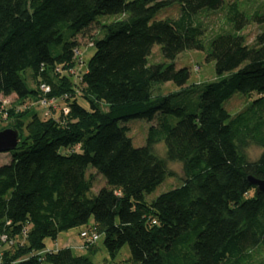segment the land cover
<instances>
[{
    "label": "trees",
    "instance_id": "1",
    "mask_svg": "<svg viewBox=\"0 0 264 264\" xmlns=\"http://www.w3.org/2000/svg\"><path fill=\"white\" fill-rule=\"evenodd\" d=\"M173 1L178 17L158 20ZM248 1L252 12L237 0H0V97H13L5 111L19 134L0 166V264H93L45 249L78 227L94 228L112 258L127 245L132 264H246L255 253L264 264V194L248 180H264V0ZM217 12L227 28L207 38L199 18ZM250 23L253 46L241 35ZM94 25L95 53L75 83L78 38ZM154 45L170 64L148 66ZM185 51L204 52L216 80L185 89L190 73L173 64ZM167 83L180 91L161 97ZM41 84L66 115L24 108ZM235 93L256 98L230 117L223 103ZM131 119L155 121L142 147L118 126ZM250 146L262 150L255 161ZM167 162L181 165V185L146 201ZM89 167L105 182L96 195Z\"/></svg>",
    "mask_w": 264,
    "mask_h": 264
},
{
    "label": "rangeland",
    "instance_id": "2",
    "mask_svg": "<svg viewBox=\"0 0 264 264\" xmlns=\"http://www.w3.org/2000/svg\"><path fill=\"white\" fill-rule=\"evenodd\" d=\"M227 2H232L234 0H226ZM240 1V9L244 11V8L246 7L249 11L252 12L254 6L256 4H253V2H249L248 0H237ZM253 1V0H252ZM256 3H258V0H254ZM242 2V3H241ZM207 13V11H202L201 14ZM179 15V4L176 1H173L169 6L162 9L156 16L158 20L167 19V18H177ZM102 19V20H101ZM116 19V17H98V20H101V22H112ZM199 21L207 28L206 37H211L213 34H216L221 29H226L227 26L224 23L223 14L221 12L213 13V14H207L203 15L199 18ZM99 26L94 25L91 27L89 33L86 37L79 36L78 41L80 44L81 49V64L76 68V71L80 73V71H84L87 68L88 62L91 59V57L95 53V49L93 47H90V36H98ZM259 32V28L256 25H253L250 23L248 26H246L243 31L241 32V35L244 37L246 44L249 46H253L255 42L256 35ZM80 57H78V60ZM78 62V61H77ZM147 64L148 66L156 65V64H170L169 62H166L162 56L161 49L158 45H154L151 49L150 55L147 57ZM175 69H181L186 68L188 69L190 73V78L188 82L185 85L186 88L195 87V85L198 84H205L208 82H212L216 80L215 73H214V63L213 62H206L205 61V53L204 52H197V51H185L181 53L177 58L173 61ZM244 66L241 65L239 67L242 68ZM21 76L23 80L25 81L28 88L32 89L33 85L31 83V73L29 70H26L25 72L21 73ZM75 83H76V77H71ZM78 81V80H77ZM180 91L179 88L173 86L170 83H167L160 88V96H168L170 94L176 93ZM256 98V95L252 94V96H245L240 93L233 94L229 99H227L223 103V108L226 110V112L230 115V117H233L240 111H242L244 108H246L254 99ZM13 97L11 102H13ZM59 101V99H58ZM60 103V101L58 102ZM79 103L85 107V104L82 101H79ZM32 108L36 111V113L43 118L45 116L46 110L42 107H39L36 104H32L27 102V104L24 106V108ZM53 114L54 116H58V113H51L49 111V115ZM177 120L175 118H170L171 123H175ZM10 120L7 118V116L0 115V129L4 128L7 129L10 126ZM155 125V121H146L142 119H131L126 122L120 121L118 123L119 127H126L128 129L127 136L130 138L132 146L134 148L142 147L146 144V139L148 135V130L151 126ZM3 129V130H4ZM262 150L256 146H250L247 149V156L250 161H255L260 156ZM154 153L161 159H165V147L163 144H157L154 146ZM11 156L9 153H1L0 154V166L6 165L10 162ZM167 169L170 174L169 177H167L151 194L146 195L145 199L146 201L150 202L154 199H156L158 196H160L163 193H166L170 191L171 189H174L176 187H179L183 181V173L181 165L174 162H167ZM88 176L92 177L93 181V188L91 190V194L96 195L98 190L104 186L105 182L104 179L97 175L93 169L90 167L88 168ZM93 225V219L90 218L88 221V226ZM86 227H78L71 229L69 231L61 233L55 241H51L50 239H47L45 241V249L48 250H58L65 245H67L69 242L73 241L77 244L79 249H73V255L74 256H88L90 257L93 264H132L129 261V248L127 245L121 248V250L117 253V255L112 258L108 251L105 249L103 245V237L100 235L99 240L90 246L89 248H92V252H89L88 248H86V245L84 244V241L80 239L79 234L85 230ZM94 229V228H93ZM95 230V229H94ZM96 231V230H95ZM81 248V249H80ZM1 251V249H0ZM254 253V252H253ZM261 254V252H259ZM261 255H259L260 257ZM258 257L254 256V260H251L250 262L246 264H257Z\"/></svg>",
    "mask_w": 264,
    "mask_h": 264
},
{
    "label": "built area",
    "instance_id": "3",
    "mask_svg": "<svg viewBox=\"0 0 264 264\" xmlns=\"http://www.w3.org/2000/svg\"><path fill=\"white\" fill-rule=\"evenodd\" d=\"M80 57V59L78 60V65L79 63L81 64V53H77V58ZM70 75H74L77 78L78 75V71L76 70H70L68 72ZM39 90L42 93V97L40 98V100L38 101V103H36V105H38L39 107H42L43 109L46 110L45 116H50L49 115V111L51 113H62L63 115H66L68 113V109L67 108H61L57 103L56 99L53 98H48L47 95L50 93V87L45 85V84H41ZM11 99L10 98H2L0 97V115L2 116H7L6 114V109L7 107L10 105ZM52 115V114H51ZM24 234V231H23ZM80 239H82L84 241V244L86 245V248L92 246L93 244H95L99 238H100V234H98L93 228L92 229H85L84 231H82L79 234ZM0 243H7V237L5 235L0 236Z\"/></svg>",
    "mask_w": 264,
    "mask_h": 264
},
{
    "label": "water",
    "instance_id": "4",
    "mask_svg": "<svg viewBox=\"0 0 264 264\" xmlns=\"http://www.w3.org/2000/svg\"><path fill=\"white\" fill-rule=\"evenodd\" d=\"M19 145V134L17 130L7 128L0 131V154L9 153L17 149ZM249 184L255 188L257 194H264V180L249 177Z\"/></svg>",
    "mask_w": 264,
    "mask_h": 264
},
{
    "label": "crops",
    "instance_id": "5",
    "mask_svg": "<svg viewBox=\"0 0 264 264\" xmlns=\"http://www.w3.org/2000/svg\"><path fill=\"white\" fill-rule=\"evenodd\" d=\"M60 249H70L73 252V249H79V247L77 246L76 243H74L73 241H71L67 245H65L64 247H62Z\"/></svg>",
    "mask_w": 264,
    "mask_h": 264
}]
</instances>
